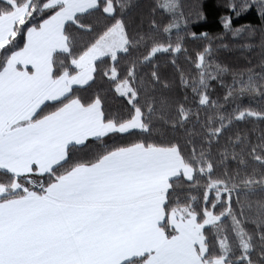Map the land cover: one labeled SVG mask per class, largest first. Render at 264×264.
<instances>
[{
  "label": "snow or ice",
  "instance_id": "1",
  "mask_svg": "<svg viewBox=\"0 0 264 264\" xmlns=\"http://www.w3.org/2000/svg\"><path fill=\"white\" fill-rule=\"evenodd\" d=\"M130 2L0 0V264H264V0Z\"/></svg>",
  "mask_w": 264,
  "mask_h": 264
},
{
  "label": "trees",
  "instance_id": "2",
  "mask_svg": "<svg viewBox=\"0 0 264 264\" xmlns=\"http://www.w3.org/2000/svg\"><path fill=\"white\" fill-rule=\"evenodd\" d=\"M206 5L205 11L208 14V20L202 26L198 27V31H208L215 33L218 31L216 23L217 9L215 7L216 0H204ZM145 15V9L143 8V0H131L130 6L128 7L125 15V20L129 26L130 33H136L146 28L147 21L144 20L142 27V17ZM258 18L253 15H249L245 19H242L240 23H257ZM255 43L257 47L249 52H245L240 49L234 53H220L218 59L230 66L244 67L247 65V60L251 59L253 63H258L262 56H264V50L259 47V37L256 38ZM259 106V105H257ZM257 132L264 136V125L257 129Z\"/></svg>",
  "mask_w": 264,
  "mask_h": 264
}]
</instances>
